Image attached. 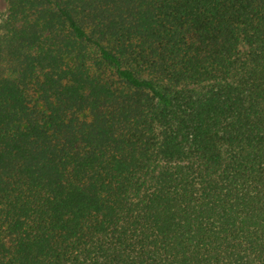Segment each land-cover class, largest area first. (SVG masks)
I'll use <instances>...</instances> for the list:
<instances>
[{"label":"trees","instance_id":"16d2710c","mask_svg":"<svg viewBox=\"0 0 264 264\" xmlns=\"http://www.w3.org/2000/svg\"><path fill=\"white\" fill-rule=\"evenodd\" d=\"M0 264H264V0H7Z\"/></svg>","mask_w":264,"mask_h":264},{"label":"rangeland","instance_id":"374dc122","mask_svg":"<svg viewBox=\"0 0 264 264\" xmlns=\"http://www.w3.org/2000/svg\"><path fill=\"white\" fill-rule=\"evenodd\" d=\"M7 7H8L7 0H0V13L1 14H3V15L6 14Z\"/></svg>","mask_w":264,"mask_h":264}]
</instances>
